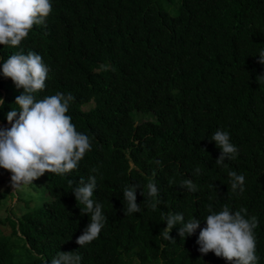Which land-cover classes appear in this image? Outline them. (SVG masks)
Instances as JSON below:
<instances>
[{
  "label": "trees",
  "instance_id": "obj_1",
  "mask_svg": "<svg viewBox=\"0 0 264 264\" xmlns=\"http://www.w3.org/2000/svg\"><path fill=\"white\" fill-rule=\"evenodd\" d=\"M51 3L45 23L19 46L0 45V67L17 52L41 55L49 72L36 99L70 93L67 115L91 150L71 173H45L40 206L6 217L15 240L0 237V264H51L60 251L78 252L81 264H227L199 252L200 229L183 240L179 225L172 240L163 233L169 213H182L185 223L200 219L203 228L224 205L257 218V264H264V0ZM0 91L2 124L8 111L19 110L23 89L0 71ZM137 114L148 117L134 123ZM218 129L238 149L223 165L210 140ZM229 171L244 175L243 192L231 190ZM90 175L97 180L92 199L107 219L99 237L79 247L90 217L71 191ZM187 178L196 192L179 187ZM150 180L159 189L155 210V199L141 195ZM131 184L141 187L142 211L125 216L122 191Z\"/></svg>",
  "mask_w": 264,
  "mask_h": 264
},
{
  "label": "clouds",
  "instance_id": "obj_2",
  "mask_svg": "<svg viewBox=\"0 0 264 264\" xmlns=\"http://www.w3.org/2000/svg\"><path fill=\"white\" fill-rule=\"evenodd\" d=\"M52 10L51 0H0V45L19 46L34 25L45 23ZM258 57V63L264 64V49ZM0 71L5 78L11 79L16 89H23L22 94L15 99L19 110L8 111L7 122L0 124L10 125L0 127V168L11 174L10 186L13 191L33 184L45 173L64 175L77 169L79 162L91 150V141L87 135L76 130L71 116L67 115L74 99L70 93L65 95L57 92L36 99V94L45 89L49 72L41 55L31 51L27 54L17 52L2 63ZM259 77L264 79V75ZM4 103V99L0 98V108ZM210 140L215 141L221 150L215 161L217 165L236 159L238 149L230 142L227 131L216 130ZM194 171L198 175L201 170L197 167ZM228 176L231 190L243 192L244 175L229 171ZM96 186V177L90 175L87 181L81 178L71 191L76 202L84 205L80 209L81 215L88 214L90 217L83 233L76 238L79 247L96 240L107 219L102 204L92 199ZM179 187L197 191L191 178L182 180ZM137 188L141 187L131 184L122 191L125 216L142 211L137 203ZM158 193L154 180L147 183L146 196L143 190L141 192L145 200L155 199L154 203H150L153 210L159 203L156 199ZM163 221L167 225L163 229L164 236L170 240V233L177 225L180 226L178 235L182 240L200 229L196 243L199 252L204 255L212 252L227 264H257L259 260L254 233L258 221L255 216L246 218V209L241 208L233 213L224 205L218 213L207 215L203 228L200 227V219L195 217L185 223L182 213H169L163 217ZM81 260L82 256L76 251H60L51 259V264H81Z\"/></svg>",
  "mask_w": 264,
  "mask_h": 264
},
{
  "label": "rangeland",
  "instance_id": "obj_3",
  "mask_svg": "<svg viewBox=\"0 0 264 264\" xmlns=\"http://www.w3.org/2000/svg\"><path fill=\"white\" fill-rule=\"evenodd\" d=\"M3 92V91H0ZM5 94H10V90L7 89ZM91 105V102L85 104L84 108ZM148 116L137 114L134 118V123L147 119ZM0 127H5V124ZM11 174L4 169L0 168V237L7 236L12 241L15 240V235L9 233L10 225L6 217L11 216L16 218L24 211L31 210L37 206H40L42 200L45 198V181L47 175L44 174L37 180L33 181V184L23 186L20 189L13 191L10 186ZM28 203V204H27ZM19 249V248H18ZM22 258L25 257V250H20Z\"/></svg>",
  "mask_w": 264,
  "mask_h": 264
},
{
  "label": "water",
  "instance_id": "obj_4",
  "mask_svg": "<svg viewBox=\"0 0 264 264\" xmlns=\"http://www.w3.org/2000/svg\"><path fill=\"white\" fill-rule=\"evenodd\" d=\"M9 127H10V125H9Z\"/></svg>",
  "mask_w": 264,
  "mask_h": 264
}]
</instances>
